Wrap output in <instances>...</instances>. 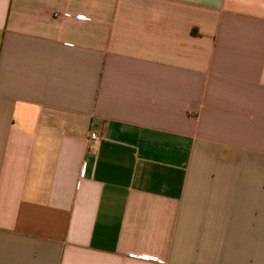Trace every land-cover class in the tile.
Listing matches in <instances>:
<instances>
[{
    "label": "crops",
    "instance_id": "1",
    "mask_svg": "<svg viewBox=\"0 0 264 264\" xmlns=\"http://www.w3.org/2000/svg\"><path fill=\"white\" fill-rule=\"evenodd\" d=\"M0 264H264V0H0Z\"/></svg>",
    "mask_w": 264,
    "mask_h": 264
},
{
    "label": "built area",
    "instance_id": "2",
    "mask_svg": "<svg viewBox=\"0 0 264 264\" xmlns=\"http://www.w3.org/2000/svg\"><path fill=\"white\" fill-rule=\"evenodd\" d=\"M91 140L94 141V142H98L100 137L98 136V134L96 133H92L91 136H90Z\"/></svg>",
    "mask_w": 264,
    "mask_h": 264
}]
</instances>
